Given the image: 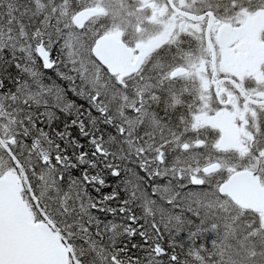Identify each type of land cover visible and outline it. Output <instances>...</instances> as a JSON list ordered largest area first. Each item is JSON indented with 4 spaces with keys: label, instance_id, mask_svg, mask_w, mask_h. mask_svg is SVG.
<instances>
[{
    "label": "snow or ice",
    "instance_id": "obj_1",
    "mask_svg": "<svg viewBox=\"0 0 264 264\" xmlns=\"http://www.w3.org/2000/svg\"><path fill=\"white\" fill-rule=\"evenodd\" d=\"M0 264H264V0H0Z\"/></svg>",
    "mask_w": 264,
    "mask_h": 264
}]
</instances>
